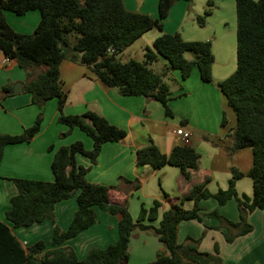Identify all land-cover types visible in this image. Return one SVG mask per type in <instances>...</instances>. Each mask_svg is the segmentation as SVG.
<instances>
[{
	"label": "trees",
	"instance_id": "trees-1",
	"mask_svg": "<svg viewBox=\"0 0 264 264\" xmlns=\"http://www.w3.org/2000/svg\"><path fill=\"white\" fill-rule=\"evenodd\" d=\"M177 1L159 0V15L153 18L128 11L123 0H0V49L8 60L17 62L26 71L24 89L32 95L33 104L42 108L48 101L57 99L58 123L68 127L65 135L79 129L93 141L91 150L80 141L56 149L51 164L52 182L12 179L18 193L11 198L10 210L6 212L11 227L0 221V264H126L132 233L136 229H154L165 247L149 264H222L218 247L216 254H210L200 251L199 239L188 237L185 243L178 242L180 223L201 220L200 202L208 199H215L220 205L232 199L237 201L239 222H232L217 211L208 214L220 221V227L228 230V242L252 231L248 215L258 209L264 210V0H235L237 70L217 83L227 105L236 114V126L232 129L234 150H252V164L247 173L234 169L228 189L216 194L207 189V181L194 186L181 199L182 203L193 201V209L186 210L179 204H172L163 214L160 226L154 228L144 221L157 220L161 202L155 201L149 209L142 205L136 221L128 210V191L139 190V180L121 177L116 186L93 184L86 179L91 167L85 168L76 162V156L80 154L95 165L104 144L124 142L128 133L93 111L64 114L68 95L63 90L60 66L66 59L90 68L106 89H116L123 96H142L160 102L167 115H172L168 106L171 91L165 78L172 71H180L182 80H186L197 67L204 82H213L215 58L212 43L185 41L178 33L162 34L155 39L152 47L145 49L144 62H121L116 58L147 32L162 31L163 22ZM185 1L191 3L193 0ZM214 6L209 0L204 13L196 17L200 27L206 26ZM34 10L40 12L41 20L32 35L16 32L6 20V12L22 16ZM71 37L75 38L73 46ZM188 53H193L195 58L187 59ZM159 56L168 62L163 73L150 68ZM36 70L40 72L36 73ZM10 93L11 88L4 87L0 91V103ZM42 122V115L38 114L34 124L22 134H0V164L6 147L30 143L40 133ZM226 125L224 115L222 126ZM49 150L54 151V146ZM200 159V154L186 144L175 146L170 154L163 153L156 145L136 151L138 166H150L155 170L175 166L181 169L186 180H190L192 171L200 167ZM243 176L253 179L252 197L238 195L236 181ZM113 192H123L128 197L122 202H112ZM75 196L78 210L67 230L55 225L52 249L46 250L43 241L24 247L14 235L13 230L17 228L46 220L55 222V206ZM165 198L170 199V196L165 194ZM97 206L110 214L122 216L118 239L105 249L92 248L85 259L79 260L73 249L63 245L96 224Z\"/></svg>",
	"mask_w": 264,
	"mask_h": 264
},
{
	"label": "crops",
	"instance_id": "crops-1",
	"mask_svg": "<svg viewBox=\"0 0 264 264\" xmlns=\"http://www.w3.org/2000/svg\"><path fill=\"white\" fill-rule=\"evenodd\" d=\"M215 7L208 18L205 27H200L196 17L200 16L205 7H195L185 0H178L172 7L169 16L163 22V30H152L144 34L151 42L162 34H180L185 41H210L214 54L213 82H204L199 69L195 67L191 76L182 80L180 71H172L178 80V91L171 92L168 106L172 115H167L164 106L154 100L142 96H123L115 89H106L96 76L87 71L86 66L79 62L60 66V77L67 86L68 101L63 110L66 115L84 114L88 111L104 116L128 133L124 142H109L103 145L97 163L78 154L76 162L85 168L91 167L86 175L88 182L103 186H116L119 178L139 180L141 188L128 191V210L134 221L140 214L141 206L149 209L155 201L162 203L155 221H144L154 228L160 226L163 214L172 204H179L186 210L194 207V202L181 199L190 190L207 181V189L216 194L219 190H227L233 170L247 173L251 167L250 155L246 149L234 150V140L229 133L224 135L225 126L222 121L225 113L224 96L217 83L231 76L236 70L237 57V24L233 15L236 14L235 0H211ZM128 11L141 13L158 18L159 0H123ZM227 8V10H223ZM8 24L18 33L32 35L41 20L38 10L29 11L25 15L6 12ZM234 23V24H233ZM153 44V43H152ZM186 54V58H188ZM194 59V58H193ZM189 59V60H193ZM222 68V69H221ZM40 70H36L39 73ZM65 76V77H64ZM27 81L26 71L15 61L8 60L0 49V91L8 86L13 88L22 84V92L9 94L0 103V134L20 135L31 127L39 111L32 102V95L27 93L24 85ZM171 91V89H170ZM54 110L51 123L59 116L58 100H50L45 105ZM182 122L185 124L183 125ZM192 133L189 146L201 156L200 167L192 171L191 179L186 180L180 168L165 166L155 170L150 166L136 164V151L151 145H156L163 153L170 154L175 146L184 144L175 131L179 127ZM50 127V126H49ZM52 127V126H51ZM54 133L47 129L30 142L10 145L4 151L0 164V221L10 225L6 212L10 210V200L18 193L11 179H31L52 182L54 176L51 164L56 149L69 146L77 141L84 144L87 150L93 148V141L83 134L73 130L69 136L68 127L55 126ZM235 126L231 127V130ZM62 137V138H61ZM54 146V151L49 148ZM124 187V186H123ZM238 195L253 196V179L243 176L236 181ZM165 194L170 199L165 198ZM123 192H113L112 202H122L128 197ZM182 203V204H181ZM201 220L183 221L179 225L178 242L185 243L188 237L200 240L201 252L216 254L222 264H264V210H255L247 217L252 225V231L236 237L232 242L226 240L228 230L220 227V221L208 214L217 211L232 222L240 221V210L237 201L232 199L225 205H220L215 199L202 200ZM78 203L76 196L59 202L55 206V222L46 220L30 227L13 230L14 235L24 247H29L42 240L46 250L52 249L53 230L57 225L65 231L69 228ZM97 222L91 228L83 231L63 246L75 251L79 260L87 257L92 248L105 249L118 239L120 214L113 215L102 209L95 208ZM164 246V245H163ZM162 244L154 229H136L130 241L131 253L143 251L145 264L154 261Z\"/></svg>",
	"mask_w": 264,
	"mask_h": 264
},
{
	"label": "rangeland",
	"instance_id": "rangeland-1",
	"mask_svg": "<svg viewBox=\"0 0 264 264\" xmlns=\"http://www.w3.org/2000/svg\"><path fill=\"white\" fill-rule=\"evenodd\" d=\"M193 1L195 3V7L196 8H198V7L200 8V7L204 6L205 10L207 9V3H208L209 0H193ZM215 7L216 6H214L213 11L215 10ZM223 10H227V8H225V6H224ZM233 17H234L235 22L237 24V16H236V14L233 15ZM71 41H72V46H73V44L75 43V38L71 37ZM152 43L153 42H151V40H148L147 35H146V37H144L143 39H139L134 44H132L130 47H128L126 50H124L123 52L117 54L116 58H117V60H119L121 62H128L130 60H136V61H139V62H144L145 61V56H144L145 49H146V47H152ZM78 56H80V55H78ZM188 56H189L188 57L189 59L195 58V55L193 53H188ZM65 62L67 64L72 63V61L70 59H66ZM80 65L84 66L82 64H80ZM237 65L238 64H237V57H236V70H237ZM167 66H168V62L163 57L159 56L158 60L155 63H153L152 65H150V68H152L157 73H163L166 70ZM87 71L92 74V71H91L90 68H87ZM165 81L168 83V85H169V87L171 89V92L178 91L177 90V89H179L178 82H180V81L175 80V78H174L172 73H170V75L167 78H165ZM67 89H68L67 86L63 84V90L67 92ZM55 100H57V99H55ZM35 108L39 111V114L42 115V118H43V122H42L43 130L48 128L47 129L48 130L47 131L48 134L54 133V132L57 131V129H54V128H57L55 126H60V127H64L65 126L63 124L58 123V118H57L56 121L51 123V118L53 116V113H54L53 111L54 110H51L49 107L46 108L45 106H43L42 108L36 106ZM224 109H225L224 115L227 118V125L225 126L226 128L224 130V135L227 136L229 133H232L231 127L236 126V114H235L234 110L227 105L225 98H224ZM75 130H78V129H75ZM77 132H81V131H77ZM64 136L67 137L69 135L63 134L62 137H64ZM85 136H87V135H85ZM231 136L233 137V135H231ZM245 152H247V154L250 155V158H251V161H252V150L250 148H247L245 150ZM95 208L101 209L98 206L95 207ZM40 241H42V240H40ZM161 244L163 246V243H161ZM164 250H165V247L163 246L161 249H159L158 252H162ZM143 253L144 252L142 250L141 251H137V248H135V250L131 253V251L129 249V260H128V262L126 264H145L146 260L143 257Z\"/></svg>",
	"mask_w": 264,
	"mask_h": 264
},
{
	"label": "built area",
	"instance_id": "built-area-1",
	"mask_svg": "<svg viewBox=\"0 0 264 264\" xmlns=\"http://www.w3.org/2000/svg\"><path fill=\"white\" fill-rule=\"evenodd\" d=\"M176 136L180 137L184 144H189L192 138V133L181 126L175 131Z\"/></svg>",
	"mask_w": 264,
	"mask_h": 264
},
{
	"label": "water",
	"instance_id": "water-1",
	"mask_svg": "<svg viewBox=\"0 0 264 264\" xmlns=\"http://www.w3.org/2000/svg\"><path fill=\"white\" fill-rule=\"evenodd\" d=\"M22 90H23L22 84L19 83L13 88L11 94H18V93L22 92Z\"/></svg>",
	"mask_w": 264,
	"mask_h": 264
}]
</instances>
